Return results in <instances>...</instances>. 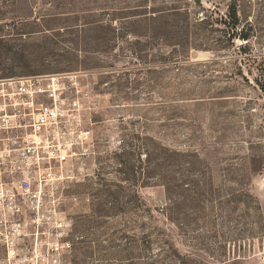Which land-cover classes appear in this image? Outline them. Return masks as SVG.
Listing matches in <instances>:
<instances>
[{
    "label": "rangeland",
    "instance_id": "374dc122",
    "mask_svg": "<svg viewBox=\"0 0 264 264\" xmlns=\"http://www.w3.org/2000/svg\"><path fill=\"white\" fill-rule=\"evenodd\" d=\"M70 72L91 145L0 264H264V0H0V103Z\"/></svg>",
    "mask_w": 264,
    "mask_h": 264
},
{
    "label": "built area",
    "instance_id": "2783aa9c",
    "mask_svg": "<svg viewBox=\"0 0 264 264\" xmlns=\"http://www.w3.org/2000/svg\"><path fill=\"white\" fill-rule=\"evenodd\" d=\"M2 85L0 241L11 257L31 226L29 233H38L56 215L50 192L91 145L84 116L91 90L75 72L21 76Z\"/></svg>",
    "mask_w": 264,
    "mask_h": 264
},
{
    "label": "trees",
    "instance_id": "16d2710c",
    "mask_svg": "<svg viewBox=\"0 0 264 264\" xmlns=\"http://www.w3.org/2000/svg\"><path fill=\"white\" fill-rule=\"evenodd\" d=\"M229 12H230L229 16L234 21V23H236L238 16H237V9H236V6L234 4H231Z\"/></svg>",
    "mask_w": 264,
    "mask_h": 264
}]
</instances>
